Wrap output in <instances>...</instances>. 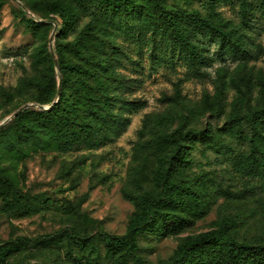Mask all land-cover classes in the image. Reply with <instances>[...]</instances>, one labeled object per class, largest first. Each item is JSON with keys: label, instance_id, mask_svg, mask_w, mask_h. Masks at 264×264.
<instances>
[{"label": "rangeland", "instance_id": "obj_1", "mask_svg": "<svg viewBox=\"0 0 264 264\" xmlns=\"http://www.w3.org/2000/svg\"><path fill=\"white\" fill-rule=\"evenodd\" d=\"M249 1L244 19L239 0H162L165 8L183 15L185 23L191 24V14L198 12L239 35L245 53L237 54L222 45L220 36L194 31L207 56L198 63L172 39L157 36L162 41L154 45L152 27L144 21H122L113 39L122 47L115 68L126 86L112 107L108 139L101 144L81 141L85 133L81 139L71 133H46L38 124L33 137L20 140L23 123H32L29 112L41 111L38 107L0 126V244L33 241L15 252L9 264H87L81 248L71 241L74 235L88 239L86 251L97 247L93 264H115L107 261V235L126 233L144 194L163 198L158 207L183 218L179 228L171 229L174 220H169L164 233L149 231L138 238L144 264H167L187 237L218 229L224 222L230 223L238 241L264 245L260 173L247 169L248 174L241 175L222 153L192 139L183 149L187 162L170 174L176 190L189 187L182 201L164 198L161 179L175 153L171 141L176 129L210 132L227 125L236 113L264 107V3ZM61 2L75 5L74 0H0V123L34 103L47 82L59 85L62 74L56 65L49 68L46 56L51 43L56 52L75 33H64L63 28L51 39L53 24L41 31L25 19L40 22L51 15L62 26L52 11ZM151 14L156 21V11ZM43 45L40 62L36 52ZM98 122L93 120L94 134L102 135ZM72 142H80L79 148Z\"/></svg>", "mask_w": 264, "mask_h": 264}, {"label": "trees", "instance_id": "obj_2", "mask_svg": "<svg viewBox=\"0 0 264 264\" xmlns=\"http://www.w3.org/2000/svg\"><path fill=\"white\" fill-rule=\"evenodd\" d=\"M239 1L241 14L247 19L248 6L251 3L249 0ZM262 1L264 3V0ZM74 4L61 2L53 7V13L62 19V26L51 15L42 17L40 22L25 19L27 24L35 25L41 31H49L56 21L57 32L64 28V33L74 32L75 37L64 44L62 49L58 47L56 52L54 51L62 74L59 83L60 95L58 96L59 85L56 86L55 82L49 81L43 86L41 95L34 103L52 105L48 110L29 112L32 123L29 119L23 123L18 135L22 141L34 136L37 124L46 133H71L78 139L85 133L81 141L90 140L101 144L108 139L110 131L107 125L112 119V107L118 102L120 92L126 86L122 75L115 68L118 63L117 54L122 52V47L115 42L113 35L114 29H120L121 22L127 21V18L136 17L138 21H144L152 27L154 45L162 41L158 40L157 36L178 42L181 51L185 52L193 63L207 59L202 53L201 45L192 35L196 30L218 35L225 48L237 54L245 53L235 29H225L215 20L198 12L191 14V24L185 23L183 15L165 8L162 0H74ZM151 10L157 13L156 21L152 20ZM79 16L81 21L78 23ZM45 47L43 45L41 50L36 52V60L43 62L40 54ZM46 59L49 68L54 69L56 63L52 53H49ZM56 96L58 101L54 103ZM23 113L25 112L19 113L15 119ZM94 119L100 120L96 127L102 135L94 134ZM192 139H199L222 153L229 165L241 175L244 172L248 174L247 169H253L264 177V107H257L250 112L234 114L227 125L211 129L210 132L176 129L171 141L175 144L171 166L168 172L161 176L165 182L164 198L182 201V192L189 190L185 185H181V191L176 190V183L171 180L170 174L177 166L187 162L183 149L187 141ZM80 142L72 144L79 148ZM11 144L15 145L16 142L11 141ZM161 200L163 198L156 199L147 194L140 196V209L131 219L126 233L123 236L107 235V261L129 264L128 260L131 258L132 264H144L138 254V238L149 231L164 233L168 229L166 226L169 220H174L171 229L182 226L183 218L179 214L158 207ZM71 241L81 248L87 264H93L97 247L92 245L86 251L89 246L86 237L74 235L71 236ZM30 243H33L30 239H15L0 244V264H9L10 257L15 252L28 248ZM39 263L47 264L43 261ZM167 264H264V245L238 241L230 231V223L224 222L218 229L187 237Z\"/></svg>", "mask_w": 264, "mask_h": 264}, {"label": "water", "instance_id": "obj_3", "mask_svg": "<svg viewBox=\"0 0 264 264\" xmlns=\"http://www.w3.org/2000/svg\"><path fill=\"white\" fill-rule=\"evenodd\" d=\"M21 7L23 9H26V6L23 4V3H20ZM43 21H46V20H43ZM54 24V28H53V31H52V34H51V39H53V37L55 36L57 30H58V23L56 21L53 22ZM50 49H51V53H52V56H53V59L56 63V66L58 68V70H60L59 66H58V61H57V57H56V54L54 52V48H53V45L52 43L50 44ZM61 81V79H60ZM60 92H61V85H59V91H58V96L60 95ZM29 107H38L39 109H47L48 107L42 105V104H39V103H27L25 105H23L20 109L14 111V113L8 117H6L5 120H3L1 123H0V126L9 122L13 117L17 116L21 111L29 108ZM28 264H42V263H39V262H31V263H28Z\"/></svg>", "mask_w": 264, "mask_h": 264}]
</instances>
